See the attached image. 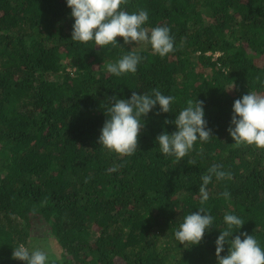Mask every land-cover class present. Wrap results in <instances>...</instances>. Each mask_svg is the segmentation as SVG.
I'll list each match as a JSON object with an SVG mask.
<instances>
[{"label":"trees","instance_id":"trees-1","mask_svg":"<svg viewBox=\"0 0 264 264\" xmlns=\"http://www.w3.org/2000/svg\"><path fill=\"white\" fill-rule=\"evenodd\" d=\"M121 6L147 9L149 31L168 26L175 51L160 57L119 36L105 48L73 42L66 0H0V264H25L11 256L20 243L55 264H216L226 212L245 221L233 237L247 232L264 247V149L235 146L227 131L235 99L264 95V0ZM129 51L143 56L137 71L108 72ZM153 88L176 99L172 112L157 105L143 117L136 152L100 146L109 98ZM196 98L213 136L180 160L165 157L155 137L174 131L165 119ZM212 164L230 175L213 176L201 204L200 177ZM199 207L215 227L184 246L174 230Z\"/></svg>","mask_w":264,"mask_h":264},{"label":"clouds","instance_id":"clouds-1","mask_svg":"<svg viewBox=\"0 0 264 264\" xmlns=\"http://www.w3.org/2000/svg\"><path fill=\"white\" fill-rule=\"evenodd\" d=\"M127 0H66L70 7V15L74 18L71 40L102 48L119 44L117 37H122L125 44L135 42V45L150 47L153 54L165 57L174 52V37L166 25H157L149 31L145 25L149 20L147 9L126 11L121 5ZM143 56L140 51H129L118 60L106 65L108 72L116 76L125 73H135L137 65ZM172 95L163 94L158 88L150 92L137 93L133 91L128 98H118L113 95L105 104L106 119L100 130L98 144L108 151L120 155H132L138 149V134L144 126L143 117L159 105L158 113L172 112L175 102ZM172 123L175 130L160 132L155 137L159 151L165 157L173 156L177 160L184 158L197 141L207 142L213 135L207 127L203 101L188 99L186 106L175 113ZM233 138L235 146L254 145L264 149V95L249 90L232 104V114L227 128ZM194 164L195 161H190ZM222 165L212 164L206 174L200 179V202L204 204L209 199L207 186L213 176L217 180L229 176ZM230 199V193H221ZM185 215L174 230V239L183 244H198L206 231L214 226V217L203 207ZM245 221L238 215L226 212L223 216L224 227L216 237V264H264V247L257 238L247 232H240L233 237V233L241 228ZM243 237V239L241 238ZM228 244L227 254L221 255L225 244ZM12 258L24 261L25 264H55L49 252L39 247L30 249L24 243L13 247Z\"/></svg>","mask_w":264,"mask_h":264}]
</instances>
